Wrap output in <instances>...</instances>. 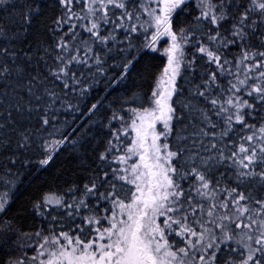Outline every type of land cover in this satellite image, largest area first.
Instances as JSON below:
<instances>
[{"label":"snow or ice","instance_id":"obj_1","mask_svg":"<svg viewBox=\"0 0 264 264\" xmlns=\"http://www.w3.org/2000/svg\"><path fill=\"white\" fill-rule=\"evenodd\" d=\"M189 2L55 0L60 13L44 25L54 39L45 42L33 26L46 0H0V156L9 177L0 216L62 151L86 167L102 101L73 118L86 117L80 127L56 128L61 109L78 111L69 96L88 91L84 70L105 76L101 53L121 45L119 70L99 83L127 89L140 57L168 42L151 94L121 97L127 116L113 111L103 126L107 144L86 182L30 201L34 217L61 210L47 231L22 233L36 238L34 254L0 264H264V0H196L192 21L174 30ZM182 67L193 76L181 112L173 97Z\"/></svg>","mask_w":264,"mask_h":264},{"label":"trees","instance_id":"obj_2","mask_svg":"<svg viewBox=\"0 0 264 264\" xmlns=\"http://www.w3.org/2000/svg\"><path fill=\"white\" fill-rule=\"evenodd\" d=\"M15 2L21 3L22 0H15ZM46 3L47 7L43 9L44 16L33 26L34 33H45V23L51 25L52 20L60 13V9L56 6L55 0H46ZM195 4L196 0H190L188 8L183 13L174 16V30L178 31L180 28L186 27L189 22L192 21L196 15ZM116 35L120 41L124 42L123 46L126 47L127 41L123 34L118 32ZM40 39L47 42L54 38L45 33L40 35ZM143 40L144 36L140 35L139 39L133 37L132 42L134 44H141ZM165 46L168 47L167 38H162L157 44L158 50L156 52L149 50L146 55L140 57L136 70L132 72L127 81V89L119 86L104 89V85L99 83L101 80L106 81L107 79H110L115 72L119 70L116 68V65L121 63V55L119 52L121 45L114 47L111 52L104 50V52L101 53L104 61L103 67L106 74L105 76L97 75L95 67L92 68L91 72H88L86 69L84 70V77L82 78L88 80V84L85 85V87L88 88V91L86 95L83 96H69V101L78 109V111L72 112L61 109V111L57 113L60 123L56 125V128L58 132H70L71 129L68 128V125L72 124L74 117L79 116L80 111L86 112L91 104L96 103L97 101H102L96 113L92 115L90 122L92 129L91 134L95 136V140L92 142V148H90L88 153L83 157L86 162V167H78L79 160L76 156L70 155L68 151H62L53 164L47 169L32 174L30 182H26L25 188L19 194L15 203L12 204L7 216H0V261L8 260L14 253L16 236L22 235V233H35L38 229L47 231L50 224L55 226V222L51 220V215H57L59 218L58 214L61 210H50L51 215L46 213L44 217H34L30 211V201L33 198H38L41 193H64L73 185V182H77L81 185L86 182L91 169L95 168L97 163L94 156L98 155L99 152L104 151L107 144V137L103 135L107 129L103 126L108 123V118L113 111L118 112L120 115L127 116L126 111L123 109H126L128 105H123L122 108L121 97L128 98L133 92H136L141 98L146 100L151 94L158 76L167 63V57L163 52L159 51L161 47ZM194 51L195 50L191 46L185 48L186 60L192 59ZM234 51L235 50H233V54ZM196 55L197 57L199 56L198 53ZM201 63L202 61L198 60L196 65L195 76L197 78L201 72H203ZM77 71H79V69H77ZM192 76L193 72L191 69L182 67L181 74L177 78V85L180 88V94L173 97V103L181 112L183 111V103L189 98L190 78ZM197 82H199L198 79ZM21 94L23 95L24 93ZM25 98L27 99V97ZM57 107H60V105L57 104ZM260 115H264V112H261ZM189 118L190 116L185 113L183 123H187ZM84 119H86V117L77 119L75 124H72V128L80 127ZM114 123L119 127V122ZM182 126V124L178 125V127ZM80 130L84 131L83 128H80ZM43 135H47V133H43ZM34 139H39V135H34ZM93 149H95V151H93ZM8 178L7 169L4 167V158L3 156H0V182L7 181ZM0 190H3V185H0ZM22 208L23 211L21 210ZM15 217L20 218L13 219ZM76 222L78 223L79 221L77 220ZM56 230L58 231L59 228L56 227ZM64 230L67 231L68 227H65ZM6 240L8 241L7 243H5Z\"/></svg>","mask_w":264,"mask_h":264},{"label":"rangeland","instance_id":"obj_3","mask_svg":"<svg viewBox=\"0 0 264 264\" xmlns=\"http://www.w3.org/2000/svg\"><path fill=\"white\" fill-rule=\"evenodd\" d=\"M165 48H167V47L166 46L161 47L159 49V51L163 52V50ZM154 87H155V85H154ZM35 243H36V238L34 236H32L31 238L29 236H25V235L16 236L15 242H14V244H15L14 245V253L11 256H21V255L31 256V255H33L34 251H33V248L30 247V245H34Z\"/></svg>","mask_w":264,"mask_h":264}]
</instances>
